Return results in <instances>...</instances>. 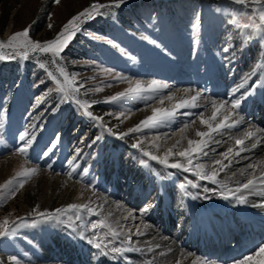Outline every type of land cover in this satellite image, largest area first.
I'll use <instances>...</instances> for the list:
<instances>
[{"label": "rangeland", "instance_id": "obj_1", "mask_svg": "<svg viewBox=\"0 0 264 264\" xmlns=\"http://www.w3.org/2000/svg\"><path fill=\"white\" fill-rule=\"evenodd\" d=\"M94 2L108 4L110 0H60L59 4L55 0H0V41L6 42L11 35L26 28L33 41L51 40L69 19ZM260 7L255 4L245 7L232 0H127L121 8L103 9L104 15L81 24V30L62 53L59 66L85 85L77 98L91 104L89 111L103 117L112 133L99 127L74 102H64L59 93L49 91L55 88V83L39 67L40 63H45L47 70L62 80L49 55L30 53L27 60L9 58L0 61V122L4 125L0 129V185L12 180L24 168L38 169L36 174L19 177L9 188L0 190L3 192L0 195V220L8 217L17 223L30 224L33 219H39L34 209L55 213L56 209L69 204L91 201L80 190L82 187L91 188L108 201L113 200V188L103 186L108 177L126 185L125 195L120 199L116 197V202L122 199L124 203L127 201L128 207L141 212L143 207L152 205L151 200L158 189L153 186L149 190L150 175L146 171L150 169L167 173L178 190L179 184H187V181L198 185L187 188L204 190L203 181L191 171L184 174L171 172V168L143 155L145 151L164 155L169 145L167 128L170 125L166 122L119 139V133L127 132L152 115L150 109L158 100L155 93L145 92L132 100L106 101L125 91L130 86L128 81L146 85L155 79L165 83L162 78L173 69L171 60L176 65H183L179 60L184 54L189 59L213 45L220 48L215 58L234 52L243 55L255 50L264 52V40L255 37L249 47L245 43L246 33L230 22L233 14L246 19ZM49 24L53 27L49 28ZM0 51L5 55L14 54L11 49ZM212 54L213 49L209 56ZM116 73L127 80H114L112 77ZM161 73L164 74L160 76ZM167 83L172 84L171 81ZM96 88L101 90L97 92ZM46 92L45 101L37 106L36 99ZM25 130L36 139L23 156L18 151L23 147L19 134ZM96 136L102 138L93 144ZM137 140L142 141L141 149L131 147ZM54 143L56 147L45 156L44 152ZM78 149L82 150L75 161L79 167L69 179L73 165H69L68 160ZM84 168L88 169L87 173L83 172ZM19 180H23V187L12 195L11 190L18 187ZM129 193L134 195L129 198ZM97 206L92 202L96 211ZM98 213L83 215L82 221L76 222L77 231L83 229L86 236L92 238L91 223L104 219L100 210ZM68 215L74 214L69 212ZM66 218L61 216L62 220ZM78 239L81 240L71 229L56 221L40 223L36 227L22 226L14 236L0 237V264H51L50 259L58 256L47 257V252L61 255L63 247H69ZM121 241L118 238L113 243L125 248ZM84 242L87 243V239Z\"/></svg>", "mask_w": 264, "mask_h": 264}, {"label": "bare ground", "instance_id": "obj_2", "mask_svg": "<svg viewBox=\"0 0 264 264\" xmlns=\"http://www.w3.org/2000/svg\"><path fill=\"white\" fill-rule=\"evenodd\" d=\"M254 40L255 38L247 39L245 43L250 47ZM212 49L213 54L209 56ZM219 49L213 45L189 59L188 55L184 54L178 59L183 65H176L174 60H171L173 69L165 73L162 79L165 83L171 81L172 84H169L168 89L155 93L158 100L150 110L152 113L154 108L172 109L180 99H187L197 91L202 94L197 107L177 109L176 116L166 122L170 125L167 128L168 148L180 140V145L174 150L180 151L187 146V140L182 139L181 133L185 124L195 120L193 127L183 133L188 138L199 139L195 137V130H207L199 123V114L203 113L205 118L211 115L210 100L223 101L226 108H229L231 101L243 96L240 108L235 110L236 115L232 117L234 120L242 118V122L236 127L213 133L210 148L214 151H210L207 157H198L194 164L203 163L207 169L212 160L222 159L220 154L226 152L229 147L236 148L235 140L242 138L245 131L257 130L256 136L246 141V150L238 156L231 155L229 160L225 161L229 167L219 173L218 183L202 180L205 188L209 189L207 193L187 188L193 195H198L197 199L185 196L180 189H176L172 179L166 176L167 173L157 169L146 171L150 175L149 190H152L153 186L158 189L151 200L153 207L143 215L135 208L128 207L127 201L124 203L121 199V202H116L115 198H122L126 192V185L122 181L111 177L105 179L103 186L110 185L113 188L112 197L115 198L110 201L91 188L82 187L80 190L86 198H91L94 204L99 205L97 210H100L104 218L107 217V222H119L123 226V234L119 237L122 241L129 231L133 233L132 243H125L128 250L114 260L111 256H101L97 249L78 239L80 244L76 242L69 247H63L61 255L47 252V257H59L50 259L51 264L55 261L62 264H193L194 261L196 264H234L247 256H255L259 246L264 245V207L261 206L264 205V180L260 179L264 173V67H256L257 64H264V52L255 50L246 55L234 52L231 55H217L215 58ZM210 64L212 69L208 70ZM162 74L164 73L160 76ZM245 80V88L236 91ZM184 89L190 91L185 93ZM167 96H172L173 99L167 100ZM161 100L164 101L163 104L160 103ZM186 112L192 115H184ZM223 115L224 110L218 119ZM254 143L255 147L252 146ZM176 160L185 162L181 157H170L171 162ZM250 165L256 167H249ZM170 170L182 174L190 173ZM248 179H254L256 182L250 189L238 193L246 197L245 204H236L232 199L221 198V192L227 189L234 191ZM223 185H227V188ZM133 195L134 193L128 194L129 198ZM205 196L210 198L205 199ZM130 211L135 219H124ZM144 224H147L148 228H144ZM137 228H140L144 235H135ZM149 247L153 249L151 252L148 251ZM253 264H264V260L256 257Z\"/></svg>", "mask_w": 264, "mask_h": 264}, {"label": "snow or ice", "instance_id": "obj_3", "mask_svg": "<svg viewBox=\"0 0 264 264\" xmlns=\"http://www.w3.org/2000/svg\"><path fill=\"white\" fill-rule=\"evenodd\" d=\"M57 4L60 3V0H55ZM233 3L249 6L252 4L261 5L260 8L256 9L255 12L251 15H248L246 19L238 18L235 14L232 15L231 23L234 24L238 29L242 30L243 33H246V39H252L255 37H259L264 40V0H232ZM127 0H110L108 4L94 2L88 8H85L83 11L79 12L77 15L73 16L68 20L66 24L63 25L62 29L56 34V36L47 41H33L29 37V29H24L23 31L16 32L11 35L6 42L0 41V50L3 49H11L12 53L5 55L3 51H0V61L6 59H16L20 58L23 60L29 59L30 53H40L46 54L51 57V63L53 65H57V70L59 72L61 79H58L56 75L53 74L52 71H48L45 63H40L39 67L46 71L47 76L54 81L55 88L49 89V91H55L61 95V100L64 102L72 101L74 102L80 109L83 110L84 114L87 115L92 120L96 121L99 127L105 128L107 132L112 133V129L108 128L107 125L103 122V117L95 116L89 108L91 104L81 101L77 98L78 94L82 89H85V85L79 83L75 80V77H70V75L65 71L62 66H59V61L63 59L62 53L68 47L69 43L75 37V35L81 30V24H83L87 20H92L98 15H104L105 13L101 10L103 9H119L122 5H125ZM49 28H52L53 25L49 24ZM198 29V25H196ZM112 43V41H109ZM155 44V41H152ZM225 52L228 51L227 48L224 49ZM135 58H133L134 60ZM257 68L264 67V64H257ZM114 80L125 81L127 77L121 75L120 73H116L113 77ZM43 83V81H41ZM129 87L125 89V91L118 93L109 98L106 102H115L120 100H132L137 97H140L142 93L150 92L157 93L163 89H168L169 84L164 83L158 80H151L146 85L141 83L140 81H128ZM247 84V80L244 83H241L236 91H239L241 88H245ZM101 89L96 88L95 91L99 92ZM189 89H184V92H189ZM250 94V93H249ZM48 95V92L39 96L35 103L36 105H40L45 101V97ZM201 93L199 91L195 92L194 95H191L187 99H180V101L175 104L172 109H164V108H154L152 110V115L146 117L136 126L129 128L127 132L119 133V139L123 140L125 136L129 134L141 132L145 128H154L159 127L162 123L171 121L176 116V110L181 108H195L198 106V101L201 98ZM147 98V97H142ZM167 100H172V96H167ZM243 96L241 99H235L231 101L230 107L226 108L225 102L210 100L211 104V115L208 118H205L203 113L199 114V123L203 125L207 130H195V137L188 138L184 136L183 133L187 132L188 129L192 128L195 124V120L192 122L185 124L181 129L182 139L187 140V146L180 151H174L181 143L180 140H177L171 147H169L163 156L153 155L150 152H143L144 156L149 157L153 161H157L160 165L165 166L166 168L182 170L184 172H193L195 176H197L201 180H208L213 184L218 183L217 177L220 172L224 171L229 164H226L225 161L229 160L231 155L238 156L241 152L246 150V141L252 139L256 136L257 130L249 129L244 132L242 138H237L235 140L236 148L229 147L226 152L220 154L222 159H215L210 162V164L206 166L203 163H195L198 157L209 156L210 151H214V149L210 148V143L213 142V133H219L223 129L233 128L238 126L239 123L242 122V118L240 120H234L232 117L236 115L235 110L239 109L241 106ZM163 100L160 101L163 104ZM224 110V115L222 118L218 119L221 111ZM184 115H192L190 112L184 113ZM215 122V123H213ZM4 125L0 122V129H3ZM102 137L96 136L92 141L95 144ZM36 136L31 134L28 130H25L19 134V140L23 142V147H21L18 151L21 155L26 156L28 149L32 146L35 141ZM59 140L57 139V143ZM218 143V142H217ZM142 141L137 140L135 143L131 145L134 149H141ZM255 147V143L252 145ZM56 147L54 143L44 155L47 156L52 150ZM206 149H208L206 151ZM80 149L76 151V155H73L70 160H68L69 165H73L72 171L68 173L69 179L72 178V173L76 171L79 165L75 164L77 157L81 154ZM181 157L185 161L182 163L180 160H176L174 162L170 161V157ZM141 163L148 167L147 163L141 161ZM249 167L255 168L256 165H250ZM38 169L36 168H24L21 171L16 173V176L13 177L12 180L7 181L4 185H0V190L9 188L17 178L19 177H30L36 174ZM84 173L88 172L87 168L83 169ZM261 180H264V173L261 174ZM254 179H248L246 183H243L235 188L227 189V191L221 192V198L224 200L232 199L236 204H245L247 202L246 197L242 193L243 190L250 189L255 184ZM191 186L192 188L198 187L197 184L192 181H187L186 183H180L179 189L185 196H189L192 199L199 198L198 195H193L191 192L187 191V187ZM23 187V180H19L18 187L11 190V194L15 195V192L18 191L19 188ZM223 187L227 188V185H223ZM205 193L209 191L208 188H204ZM215 194V193H214ZM0 195H3V192L0 191ZM82 195V194H81ZM205 199H209L210 197L205 196ZM264 207V205H261ZM99 207V205L97 206ZM153 207V205L148 204L147 206L141 209V215L147 214L149 210ZM69 212H72L74 215H68ZM34 214L39 219H33L30 224L28 223H17L16 220H10L8 217H4L0 220V237H9L14 236L17 230L24 227H36L40 223H44L47 221H56L61 225H65L68 229H71L73 233H75L81 240L87 239V243L92 245L95 249L98 250L99 254L104 257L111 256L112 259H117L122 256L125 251L128 249L116 246L113 242L117 240L123 234V226L120 225L119 222L115 224L107 223V217L104 219L97 220L96 222L91 223L90 231L92 232V238H88L86 236L85 230L81 229L77 231L76 222L82 221L83 215H99L95 208L92 207V202L86 203H73L69 204L64 208H58L55 210V213L48 212H40L34 209ZM31 215V214H30ZM111 215V213H109ZM61 216H66L67 218L62 220ZM135 219L134 214L130 211L124 219ZM19 220H23L24 218H17ZM144 228H148L147 224L143 225ZM97 229L101 231L98 232ZM132 234L131 231L126 235L125 239L121 241V243H132ZM135 235H144V232L141 231L140 228H137ZM111 238V239H108ZM107 241V242H105ZM111 245V246H110ZM159 247V245H157ZM139 250V249H137ZM153 249L151 247L148 248V251L151 252ZM256 257H261L264 260V245L259 246V251L255 253V256H247L243 260L236 261L234 264H253V261ZM13 261L16 260V257L11 258ZM193 264H196L194 261ZM204 264V262H201Z\"/></svg>", "mask_w": 264, "mask_h": 264}]
</instances>
